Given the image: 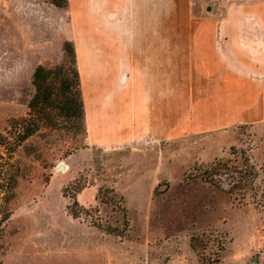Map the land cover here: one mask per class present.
<instances>
[{"label":"rangeland","instance_id":"obj_1","mask_svg":"<svg viewBox=\"0 0 264 264\" xmlns=\"http://www.w3.org/2000/svg\"><path fill=\"white\" fill-rule=\"evenodd\" d=\"M163 1L167 31H182L181 14L222 9L224 0H134L133 7L131 0L113 7L110 0H68L63 9L72 28L93 38L102 9L108 19L119 17L121 30H158ZM30 91L31 80L12 102L0 103V132L27 115ZM15 157L4 264H264L260 127L104 149L87 143L81 124L60 119L31 135ZM212 165L217 185L202 177Z\"/></svg>","mask_w":264,"mask_h":264},{"label":"crops","instance_id":"obj_2","mask_svg":"<svg viewBox=\"0 0 264 264\" xmlns=\"http://www.w3.org/2000/svg\"><path fill=\"white\" fill-rule=\"evenodd\" d=\"M220 4L181 14L182 31H167L165 1L158 30H121L102 9L88 38L68 9L0 0V89L9 90L0 103L12 102L38 65L64 62L73 40L90 145L135 147L239 124L264 130V0Z\"/></svg>","mask_w":264,"mask_h":264},{"label":"trees","instance_id":"obj_3","mask_svg":"<svg viewBox=\"0 0 264 264\" xmlns=\"http://www.w3.org/2000/svg\"><path fill=\"white\" fill-rule=\"evenodd\" d=\"M46 1L59 8L68 6V0ZM64 50V63L35 68L27 115L11 119L8 128L0 132V251L3 249L4 230L12 215L11 202L17 186V149L42 126H58L60 119L81 124L85 133L84 104L73 43L66 41ZM209 171V175L202 173L203 180L217 185L213 179L216 174L213 173V165ZM0 264H4L1 259Z\"/></svg>","mask_w":264,"mask_h":264}]
</instances>
